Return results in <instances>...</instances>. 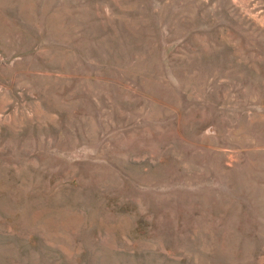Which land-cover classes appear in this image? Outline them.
<instances>
[{
  "label": "rangeland",
  "instance_id": "374dc122",
  "mask_svg": "<svg viewBox=\"0 0 264 264\" xmlns=\"http://www.w3.org/2000/svg\"><path fill=\"white\" fill-rule=\"evenodd\" d=\"M0 264H264V0H0Z\"/></svg>",
  "mask_w": 264,
  "mask_h": 264
}]
</instances>
